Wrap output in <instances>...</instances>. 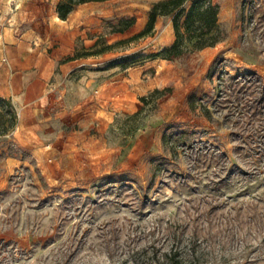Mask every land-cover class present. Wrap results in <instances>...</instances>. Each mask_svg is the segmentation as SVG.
<instances>
[{"label": "rangeland", "instance_id": "obj_1", "mask_svg": "<svg viewBox=\"0 0 264 264\" xmlns=\"http://www.w3.org/2000/svg\"><path fill=\"white\" fill-rule=\"evenodd\" d=\"M130 1L138 13L104 19L106 33L157 0ZM213 1L223 40L178 58L180 84L159 100L118 117L96 144L10 145L24 161L0 167V264H119L167 225L189 233L194 218L214 250L209 264H264V98L249 108L256 92L229 80L264 83V0ZM19 120L0 100V133Z\"/></svg>", "mask_w": 264, "mask_h": 264}, {"label": "crops", "instance_id": "obj_2", "mask_svg": "<svg viewBox=\"0 0 264 264\" xmlns=\"http://www.w3.org/2000/svg\"><path fill=\"white\" fill-rule=\"evenodd\" d=\"M64 1L16 0L14 9L0 0V98L20 118L14 131L0 133V167L6 173L24 161L10 145L34 148L45 141L51 148L66 139L96 144L118 117L159 100L163 95L154 93L172 80L180 84L178 60L164 55L176 39L172 15L158 16L151 35L128 41H137L136 47L122 51L118 45L145 28L151 4H142L143 14L131 27L106 33L104 19L138 13L134 1L92 0L62 19L58 7ZM34 6L41 10L33 13ZM185 7L182 21L190 5ZM106 45L112 47L100 51Z\"/></svg>", "mask_w": 264, "mask_h": 264}, {"label": "trees", "instance_id": "obj_3", "mask_svg": "<svg viewBox=\"0 0 264 264\" xmlns=\"http://www.w3.org/2000/svg\"><path fill=\"white\" fill-rule=\"evenodd\" d=\"M88 1L92 0H65L58 7L60 18L66 19L75 5ZM187 2L188 0L154 1L151 4L145 28L125 41L151 35L158 16L172 15L176 39L172 47L164 53L167 59H178L187 53L217 45L223 40L218 17L219 3L213 0H193L182 21L181 17L186 12ZM134 22V17L121 19L120 23H125V25L119 30L131 27ZM111 47L112 45L103 46L100 51ZM229 80L236 81L238 85L243 83L241 87L244 91L256 92L257 103L246 106L249 108L257 106L261 110L264 98V83L261 77L250 74L239 77L231 76ZM159 91L156 90V92ZM0 100L7 102L1 98ZM206 112L209 111L206 110ZM183 229V225H175V228L173 225H167L160 238L151 239L150 243L143 247H129L123 251L119 264H209L212 258H215L214 250L205 242L207 233L205 235V232L199 228V220L194 218L191 221L192 230L189 233L186 234ZM161 238L163 242L159 243L158 240L160 241ZM110 252L112 257L116 256L117 252Z\"/></svg>", "mask_w": 264, "mask_h": 264}, {"label": "built area", "instance_id": "obj_4", "mask_svg": "<svg viewBox=\"0 0 264 264\" xmlns=\"http://www.w3.org/2000/svg\"><path fill=\"white\" fill-rule=\"evenodd\" d=\"M12 3H13V5H14L15 8H16V7H17L16 0H13Z\"/></svg>", "mask_w": 264, "mask_h": 264}, {"label": "bare ground", "instance_id": "obj_5", "mask_svg": "<svg viewBox=\"0 0 264 264\" xmlns=\"http://www.w3.org/2000/svg\"><path fill=\"white\" fill-rule=\"evenodd\" d=\"M12 1H13V0H9L10 4L12 3ZM18 2H19V1H18ZM9 8H10V7H9ZM10 10H11V8H10ZM10 10H9V11H10ZM8 13H9V12H8Z\"/></svg>", "mask_w": 264, "mask_h": 264}]
</instances>
